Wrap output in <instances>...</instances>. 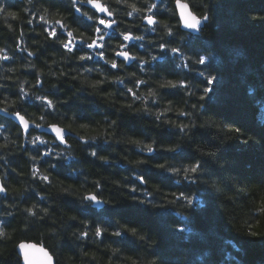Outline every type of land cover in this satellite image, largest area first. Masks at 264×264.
I'll use <instances>...</instances> for the list:
<instances>
[{"label": "trees", "instance_id": "trees-1", "mask_svg": "<svg viewBox=\"0 0 264 264\" xmlns=\"http://www.w3.org/2000/svg\"><path fill=\"white\" fill-rule=\"evenodd\" d=\"M43 1L33 0L30 4L18 0H3L6 12L0 14V49H7L15 59L0 62L2 65L0 76L11 77L9 81L0 82L11 84L13 80L19 78V80L29 81L30 84L35 83V77L25 74L21 68V65L25 63L26 53L16 50L21 29L24 33L23 46H26L29 51L35 52L39 49V52L43 53L39 60L33 58L38 69L48 73L49 69L59 71L63 68L64 71H72L76 67L71 61L68 65L64 64L63 54L57 51V45L50 46L51 42L45 41L42 30L35 25L38 21H34L32 25L26 23L30 16L25 9L41 12L47 8L49 9L47 18L50 19L51 10L56 7L55 3L52 0H46L47 3ZM111 2L112 0H109V3ZM137 2L139 3V0ZM191 2L193 0H190ZM194 2L199 5L201 0H194ZM69 6H71L70 2L64 1V11L71 12V9L67 8ZM113 7L119 6L113 4ZM209 10L212 15L209 27L200 33H188L179 29L172 46L181 47L186 55L192 56L193 59L200 55L207 56L209 71L218 75L214 92L210 94L212 108L205 119L210 118L218 124L223 122L228 126H239L246 130L255 141V143L250 142L249 145H242L238 139H230L223 143L221 139L213 138L214 128L197 130L195 141L202 145L217 146L220 149L219 162L223 163L224 167H219L217 163H210L209 166L214 180L223 187L224 195H218L207 186L193 185L189 188L196 197L194 210L186 211L179 205L148 208L146 205L136 204L130 199L126 189H117L112 181L128 183L133 176L136 161L146 159V155L138 154V149L131 144L113 142L111 145H106L101 142V147L104 149L101 154L107 156L110 161V165H103L100 161L89 157L87 152L91 149L75 138L70 141L71 148L63 151V157L58 161L53 160L57 163L61 174L57 177L55 172H52L54 186L45 188L41 184L30 182L27 175L30 161L27 156L19 153L16 146L10 145L11 151L0 152V155L6 157L10 167H16L18 172L22 169L23 172L19 176L10 175L9 184L13 191L9 199L0 204V212L12 203L11 196L16 195V189L23 190L24 187H28L29 192L26 195L30 198L27 202L17 199L16 206L7 208V211L16 213V218L13 220L12 217H6L11 221V225L6 228L11 239L0 243V264H21L15 245L21 241L39 243L41 239L45 241L49 251L55 248V251L59 253L60 264H73V261L75 264H84L93 253L96 255L97 264H108L111 248H119L122 253L121 259H113L112 264H132L133 259H137L138 264H149L154 258L153 252L164 264H264V215L255 211L258 198L262 194L261 186L264 184V21L251 19L253 15H264V0H209ZM7 12L14 13L16 19L7 16ZM168 16L169 14L165 13L164 19L168 23L175 24V20H169ZM118 18L127 19L122 7ZM136 23L139 24L140 21L137 20ZM9 24L12 26L11 30L8 27ZM121 29L123 30V26ZM149 39H156V35L153 34ZM139 54L143 55L144 50L141 49ZM152 54L156 52L153 51ZM45 59H47L48 67H44ZM87 66L104 67L102 62L91 63V65L87 63ZM7 67H15L19 71L6 73L4 69ZM195 67L203 69L205 65ZM104 70L107 71L106 68ZM80 71L82 72L83 69ZM123 74L124 71H121L120 75ZM96 76L97 73L93 72L87 76V79L92 81ZM168 78L179 79L180 77L169 75ZM83 80L84 77L81 78V81ZM81 81H58L55 76L48 75L44 79L43 89H31L28 84L25 88L40 95L52 92V85L56 84L60 89L57 94L60 99L71 97L70 102L59 105L57 112L48 116L47 121L57 122L66 129L70 128L73 136L77 132L85 137L102 134L107 127L105 123L107 115L109 119H118L121 126L119 131L122 134L127 133L140 140L153 136L163 137L166 145L180 144L186 153L195 155L192 152V146L184 140L177 136H170L166 128H155L151 123V117L140 119L127 112L119 116L113 115V109L103 99L104 93L92 94L91 89L77 90L85 88V84ZM105 87L108 92H115L118 89L116 85H105ZM16 92H18V81L16 87H10L3 94L17 101V108L23 107L29 114L38 118L41 114L37 107L39 102L33 101L32 103H35L33 105L29 103L21 105L18 97L14 95ZM168 99L179 102L182 96H168L165 98V103ZM3 106L0 104V107ZM178 106L183 107L182 104ZM74 116L75 119H73ZM0 123L6 125L9 129L6 134L11 140H15L17 129L13 126V122L2 119L0 116ZM81 124H87L89 127L81 129ZM220 136L223 137V133ZM0 143L3 141L0 140ZM155 155L159 160L160 154ZM159 162L165 161L159 160ZM169 162L179 163L180 160ZM3 163L5 162L0 161V164ZM152 164L153 161L149 160L148 164L140 165L135 171L139 174ZM152 171L158 170L152 168ZM77 174H80L78 178ZM96 179L106 181L103 198L113 203L102 205L100 209L92 205L85 216L78 211L81 205L77 197L86 190L92 191L90 185ZM175 179L160 185L158 179L154 177L150 186L152 189L160 186L165 191L178 192L183 185L176 186ZM70 185L78 189L74 196L59 193V189ZM33 188L48 197L47 204L55 209L53 213L55 227L57 231L65 234L56 239L47 238L51 231L52 219L46 223L37 222L26 234L22 231L25 219L22 210L39 200V197L31 192ZM201 201H203L202 205ZM61 216L65 219L69 216H77L79 220L102 222L105 226L110 225L109 232L123 228H128L129 231L122 233L121 237L107 235L102 243L90 241L87 245H83L89 253V256L85 257L80 252L82 242L75 240L72 236L73 232L82 229L78 227L68 229L62 226ZM185 224L192 229L191 232L182 233L177 230ZM131 227H136L141 233L150 235L152 243H145L133 237L130 232ZM249 230L260 235L248 236ZM113 241L122 242L113 243Z\"/></svg>", "mask_w": 264, "mask_h": 264}, {"label": "snow or ice", "instance_id": "snow-or-ice-1", "mask_svg": "<svg viewBox=\"0 0 264 264\" xmlns=\"http://www.w3.org/2000/svg\"><path fill=\"white\" fill-rule=\"evenodd\" d=\"M28 2L31 4L33 0H28ZM69 2L74 13L79 14L77 19L86 18L84 19V23L87 25L85 32L77 34L65 22L66 18L62 15L53 22L46 15H39L38 10L32 12L30 9H25L31 17L26 23L32 25L34 21H38L42 33L45 34V41L51 42L50 46L58 44V51L63 54L64 64L68 65L71 61L76 67L72 71H64L63 68L59 71L49 69L48 73L38 69L33 58L39 60L43 53H40L39 49L35 52L29 51L26 46H23L22 37L24 33L21 29L16 50L26 53L25 63L21 65V68L25 74L35 77V83L30 84L29 81L19 80V78L13 80L11 84L0 82V104L4 105L0 107V113H3L5 117H12L13 126L17 129L16 139L11 140L6 134L9 129L4 123H0V140L3 141L0 143V152L11 151L10 145L16 146L19 153L27 156L28 161H30L27 173L30 182L51 188L54 186L51 173L55 172L57 177L61 174L57 163H54L53 160L58 161L63 157V151L71 148V145L68 144V138H75L91 149L87 155L100 161L103 165H110V161L107 156L101 154L104 151L101 142L106 145H111L113 142L131 144L138 149V154L146 155L147 158L136 161L133 176L128 183L121 181H112V183L117 189H126L130 199L136 204L146 205L148 208H166L170 205H179L184 207L186 211L194 210L196 197L189 188L193 185L207 186L218 195H224L223 187L214 180L209 166L210 163H217L219 167H224V164L219 162L218 153L220 149L217 146L202 145L195 141L194 137L197 135V130L214 128L213 138L221 139L223 143L230 139H238L242 145H249L250 142L255 143V141L247 134L246 130L239 126H228L223 122L218 124L210 118L205 119L212 108L210 94L214 92L218 75L209 71V58L207 56L200 55L193 59L192 56L186 55L181 47L172 46L174 37L180 28L200 33L210 26L212 15L209 10V0H201L199 5L194 0L191 3L190 0H139V3L137 0H131V2L130 0H112L111 3L109 0H69ZM113 4L119 7L114 8ZM85 5L90 6L88 10H83ZM121 7L124 9V16L127 19L118 18ZM43 11L47 14L49 9L45 8ZM5 12L3 0H0V14H5ZM165 13L169 14V20H175V24L168 23L164 19ZM6 15L16 19L12 12H7ZM251 19L264 21V15H253ZM137 20L140 21L139 24L136 23ZM122 26L123 30H121ZM8 27L11 30L10 24ZM153 34L156 35V39H149ZM113 40L118 41L116 46H113ZM133 48L137 50L135 53L132 51ZM140 49L144 50L143 55L139 54ZM153 51L156 54H152ZM14 59V56L8 54L7 49H0V62L14 61ZM94 61H102L104 67L87 66V62ZM177 61L179 62L177 63ZM54 63L58 64L59 61H54ZM43 64L44 67H48L47 59L44 60ZM196 65H205V68L197 69ZM128 67H134L136 71L129 73L126 71ZM80 69L83 71L81 72ZM177 69L179 71H176ZM122 70H124V74L120 75ZM4 71L15 73L19 69L7 67ZM73 71H75V75H73ZM93 72L97 73V76L92 81H88L87 76ZM48 75L55 76L58 81H81V78L84 77L81 82L85 84V88L77 89L78 91L91 89L92 94L104 93L103 99L113 109V115L119 116L127 112L140 119L151 117V123L155 128H166L170 136H177L184 140L189 146H192V152L195 155L186 153L180 144L166 145L163 137L153 136L140 140L127 133L122 134L119 131L121 126L118 119H109L107 115L105 116L107 127L104 132L89 137L81 136L79 132L73 136L70 128L66 129L56 123H47V117L54 115L59 105L68 104L72 99L71 97L60 99L57 95L60 89L56 84L52 85V92L40 95L25 88V85L28 84L31 89H43L44 79ZM169 75L180 78L169 79ZM144 76L148 78H142ZM9 80H11L10 76H0V81ZM17 81L18 92L14 95L18 97L21 105L38 101L37 107L41 113L38 118L29 114L27 109L23 107L17 108V101L11 100L9 96L3 94L10 87H16ZM105 85H116L118 89L115 92H108ZM177 95L182 96L181 101L174 102L168 99L165 103L166 97ZM179 104H182L183 107H179ZM87 127H89L87 124L80 125L81 129ZM37 129H44L43 135H48L50 129L54 136L51 143L42 139L41 135H35ZM221 133H223V137L220 136ZM24 145H29V147H24ZM61 145L65 146L64 150L56 151ZM157 153L160 154L159 160L165 162H159L155 155ZM168 153L173 155L166 156L165 154ZM177 159L180 160L179 163L169 162ZM149 160L153 161V164L147 170L137 174L135 169L140 165L148 164ZM185 160L188 162L185 163ZM0 161L5 162L0 164V169H2L0 171V204H2L3 201L9 199L13 191L9 184L10 175L19 176L23 170L18 172L16 167H10L3 155H0ZM152 168L158 171L153 172ZM79 175L77 174V178ZM154 177L158 179L160 185L176 178L174 180L175 185H183V187L178 192L165 191L160 186L152 189L150 184ZM85 181L87 182V177H85ZM61 183L63 182L61 181ZM105 184L106 181L101 179L93 180L90 185L93 190H86L77 197L81 205L78 211L81 214L87 216L88 209L92 205L113 203L103 198ZM77 191L78 189L71 185L59 189V193L66 196H74ZM261 191L262 194L258 198L255 211L264 215V184L261 186ZM15 192L16 195L11 196L12 203L0 212V243L11 239L6 231V228L11 225V221L6 217H12L13 220L16 218V213L7 211V208L16 206L17 199L21 202H27L30 198L26 195L29 192L28 187H24L23 190L16 189ZM31 192L38 196L39 200L22 210V214H25L22 231L26 234L37 222L46 223L52 219L51 231L47 238L56 239L65 234L57 231L55 227L56 221L53 219L55 209L47 204L48 197L37 192L35 188L31 189ZM200 203L202 205L203 201ZM41 204L44 206L41 207ZM185 219L188 218L185 217ZM60 221L62 226L68 229L73 227L82 229L73 232L72 236L75 240L82 242L80 252L85 257H88L89 253L83 245H87L90 241L102 243L107 235L121 237L122 233L129 231L128 228H123L109 232L110 225L105 226L102 222H94L88 219L79 220L77 216H69L66 219L61 216ZM177 230L182 233L192 231L187 224ZM130 232L138 240L152 243L151 236L141 233L138 228L131 227ZM247 235L256 237L260 234L249 230ZM121 242L113 241V243ZM15 247L19 249L17 255L23 259L24 264H60L59 253L55 251V248L53 251H49L43 239L38 244L21 241ZM152 255L154 258L149 264H158V261L159 264H164L155 252ZM121 256V249L111 248L108 264H112L113 259H121ZM84 264H97L96 255L93 253ZM132 264H138V260L133 259Z\"/></svg>", "mask_w": 264, "mask_h": 264}, {"label": "flooded vegetation", "instance_id": "flooded-vegetation-1", "mask_svg": "<svg viewBox=\"0 0 264 264\" xmlns=\"http://www.w3.org/2000/svg\"><path fill=\"white\" fill-rule=\"evenodd\" d=\"M18 1H19V2H20V1L28 2V0H18ZM36 1L38 2V1H43V0H36ZM64 1L69 2V0H52V2L55 3V6H56V7H55V9L52 8V10H51V15H50L51 17H50V19H49V18H48V19H49L50 21H53V22H54L55 19H59L60 16L62 15L63 17L66 18V21H65V22L70 26L71 29L75 30L77 34H79L80 32H85V29H86L87 25L84 23V19H86V18H84V19H77V18L79 17V14L74 13V10L72 9L71 6L67 7L68 9H71V12L64 11V7H63V6H64ZM43 2L47 3L46 0L43 1ZM45 7H46V6H45ZM89 7H90V6L85 5L83 10H88ZM43 10H44V9H43ZM43 10H42L41 12H38V14H39V15H46V17H47L48 13H47V14L44 13ZM98 15H100V14H98ZM30 18H31V17H30ZM35 25H37V26L40 27L39 22H38L37 24H35ZM40 29H41V27H40ZM41 30H42V29H41ZM121 30H122V29H121ZM42 34H43V33H42ZM85 34H87V33H85ZM44 35H45V34H44ZM106 39H107V37H106ZM117 43H118V41H116V40H113V41H112L113 46H116ZM56 49H57V51H58V49H59V45H58V44H57ZM132 51L135 53L137 50H136L135 48H133ZM99 62H102V61H99ZM87 63H90V65H91V63H95V61H94V62H87ZM102 63H103V62H102ZM134 69H135L134 67H128V68L126 69V71L129 72V73H131V72L134 71ZM122 71H124V70H122ZM29 104H32V105H33V104H35V103H29ZM36 104H37V103H36ZM0 116L2 117V119L5 118L6 120H10V121L13 122V118H12V117H5L3 113H0ZM47 123H56V124H59V123L54 122V121H47ZM59 126H61V125L59 124ZM61 127H62V126H61ZM64 128H65V127H64ZM36 132H37L38 135H41V138H42V139L48 140L50 143H51V141H52L53 138H54V136H53L52 133H49L48 135H43L44 129H37ZM41 132H42V133H41ZM71 139H73V138H68V144H69V145H71V144H70ZM59 148L64 149L65 146H64V145H61ZM59 148H58V149H59ZM58 149H56V151H57Z\"/></svg>", "mask_w": 264, "mask_h": 264}, {"label": "water", "instance_id": "water-1", "mask_svg": "<svg viewBox=\"0 0 264 264\" xmlns=\"http://www.w3.org/2000/svg\"><path fill=\"white\" fill-rule=\"evenodd\" d=\"M182 29V28H181ZM182 30H185V31H189V32H194V31H190V30H187V29H182ZM48 133H51V131H50V129L48 130ZM96 207H101L102 205H99V206H97V205H95ZM24 242H26V243H36V242H32V241H24ZM38 244V243H37ZM16 251H17V253L19 252V249L18 248H16ZM21 258V257H20ZM21 264H24V261H23V259L21 258Z\"/></svg>", "mask_w": 264, "mask_h": 264}, {"label": "rangeland", "instance_id": "rangeland-1", "mask_svg": "<svg viewBox=\"0 0 264 264\" xmlns=\"http://www.w3.org/2000/svg\"><path fill=\"white\" fill-rule=\"evenodd\" d=\"M181 29V28H180ZM182 30V29H181ZM183 31H185V30H183ZM185 32H188V33H197V32H189V31H185ZM143 50V49H142ZM139 51H141V49L139 50ZM8 54L10 55V53H9V51H8ZM36 102H38V101H36ZM42 133V132H41ZM35 135H38L36 132L34 133ZM42 148H43V146H42ZM58 152H60V151H63V149L62 148H59L58 150H57ZM65 154V153H64ZM95 208H98V209H100L101 207H96L95 205H93Z\"/></svg>", "mask_w": 264, "mask_h": 264}]
</instances>
